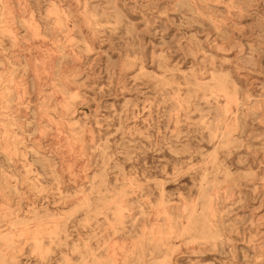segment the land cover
<instances>
[{
    "label": "rangeland",
    "instance_id": "obj_1",
    "mask_svg": "<svg viewBox=\"0 0 264 264\" xmlns=\"http://www.w3.org/2000/svg\"><path fill=\"white\" fill-rule=\"evenodd\" d=\"M0 264H264V0H0Z\"/></svg>",
    "mask_w": 264,
    "mask_h": 264
}]
</instances>
